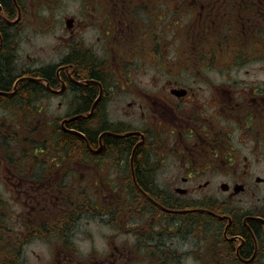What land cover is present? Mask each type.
<instances>
[{
	"label": "flooded vegetation",
	"instance_id": "1",
	"mask_svg": "<svg viewBox=\"0 0 264 264\" xmlns=\"http://www.w3.org/2000/svg\"><path fill=\"white\" fill-rule=\"evenodd\" d=\"M50 2L0 0V70L16 74L0 89V200L24 208L15 225L0 205V263L36 242L56 249L51 264H264V78L239 77H264V0H82L63 57L23 66L29 8ZM64 95L73 109L52 117L48 101ZM45 130L51 150L39 149ZM82 216L94 222L77 227ZM82 242L84 259L71 252Z\"/></svg>",
	"mask_w": 264,
	"mask_h": 264
},
{
	"label": "rangeland",
	"instance_id": "2",
	"mask_svg": "<svg viewBox=\"0 0 264 264\" xmlns=\"http://www.w3.org/2000/svg\"><path fill=\"white\" fill-rule=\"evenodd\" d=\"M80 1L82 0H52V2L49 3L50 6L47 7V5H45V8L43 7V10L39 11L38 13L35 7L30 6L29 8L30 19H28L29 28L27 27L23 30L21 39H19V48L17 50V60L19 64H22L23 66L46 65V64L56 63L63 57L64 53L67 51V49L64 48L67 43L66 40L69 38V34L67 31L68 29L66 30L64 21L67 17H71V16H75L78 19L81 18L84 19V16H82V14L80 13L83 10V8L80 7ZM45 25L46 26L49 25V26L47 28H44ZM32 26H34L35 29H33ZM84 38H86L87 41L88 34ZM92 41L93 42L95 41V36ZM250 70L252 72H255L256 75L248 76L245 75L244 71H240L239 77L248 80L255 78L261 80L260 78H264L261 76L262 73L254 71L255 70L254 67H251ZM147 73L150 74L151 72H147ZM151 74L149 75V78L151 77ZM193 78L194 77L189 79H193ZM164 79H169L168 75H166ZM248 85H249L248 83L242 84L237 87V90L241 93L246 94L248 90ZM68 97L69 95H64L60 98L52 97L48 101V106L51 110L50 114L52 117H57L59 115H63L65 113L71 112L73 107L70 106ZM59 101L61 102L60 106L58 105ZM113 104L116 106L114 107V109H118L120 107L119 113L121 116H124L123 112L125 111L131 112V110H128V108L125 107L124 104L121 103L120 104L113 103ZM8 119H10L9 113L5 112L4 109H1L0 132L4 126H7L10 123ZM44 122L46 126L48 124L52 125L51 123H49V120H45ZM47 133L48 131L45 130V133L42 134V136L45 138V142L39 144V149L42 148H44L45 150L52 149L51 147H49V145H53V142H51L52 138L51 136H48ZM34 136L40 137V134L38 133ZM34 136L32 135L28 136V143H33ZM8 143L10 144L9 147L10 152H15V146H13L10 142ZM6 147H7L6 145L4 147L0 145V176H2L3 182L5 181L4 177L7 174V169L9 168L6 165V160L8 159V157L6 156V154L8 153L6 151ZM45 154L49 156L51 152L48 151V152H44L43 154H39V157L46 158ZM76 169H77V173H76L75 182H81L83 179L82 174L84 172V169L83 167H76ZM79 175L81 181H79V177H78ZM72 184H70V186ZM3 195L4 197L9 198V194L3 193ZM13 199L14 200H3V199L0 200V205L6 207V213L8 211H13V213L14 212L20 213L21 211L24 210L21 201H17L14 197ZM13 219L14 220L12 221L11 218L9 217L7 220L8 223L14 224L15 222V225L21 224V220L18 219L15 213ZM87 221H89V225H91V223L94 222L90 220L87 216H82L77 223V227L83 228L84 225L85 226L87 225ZM2 222L4 224L6 223V216L4 215H2ZM81 234L85 236V233H81ZM72 250L74 251L71 250L70 251L75 252L79 257H81V259H84L85 256L88 254V248L86 247V243L84 242H82L81 246L75 247V249ZM4 255H5L4 249L0 247V257H4ZM55 255H56V249H53L52 247H46L34 242L25 246V248L23 249L21 262H18L16 264H51ZM89 255L91 256V254Z\"/></svg>",
	"mask_w": 264,
	"mask_h": 264
},
{
	"label": "trees",
	"instance_id": "3",
	"mask_svg": "<svg viewBox=\"0 0 264 264\" xmlns=\"http://www.w3.org/2000/svg\"><path fill=\"white\" fill-rule=\"evenodd\" d=\"M53 68H54V66L49 65V66L45 67L44 69L41 68V69H38V70L28 71L26 73L23 72L22 74H26V75H29V76L36 77V76H39L42 72H49L50 75H53ZM1 71L2 70H0V89H2V88L4 89L5 87L8 86V84L10 83V80L16 77V74H14L13 72L9 73V75L11 76V79H9V82H7L5 84L6 78H8L9 75H8V73L5 72V70H3L2 72ZM89 74H91V73H89ZM49 78L52 79V77H50V76H49ZM88 78H93V75H89ZM39 86H40L39 84H36V89H37L36 90L35 89V83L30 82V83L27 84L26 88H29V90L32 92V95H39L42 92L41 90H38ZM6 90H8V89H6ZM55 135H57V130L55 131ZM58 138H59L58 139L59 143H61V144H71V143H73V141L68 140L67 137H64L63 133H61L60 135L58 133ZM76 140L79 142V139H76ZM79 143H81V142H79ZM2 233H4V224L2 222V216H0V236H2ZM0 264H2V263H0Z\"/></svg>",
	"mask_w": 264,
	"mask_h": 264
},
{
	"label": "water",
	"instance_id": "4",
	"mask_svg": "<svg viewBox=\"0 0 264 264\" xmlns=\"http://www.w3.org/2000/svg\"><path fill=\"white\" fill-rule=\"evenodd\" d=\"M32 79H36V78H32ZM39 80V79H38ZM76 118V117H75ZM69 131H71V132H74V133H77V134H79V135H81L79 132H76V131H72V130H69ZM82 136V135H81Z\"/></svg>",
	"mask_w": 264,
	"mask_h": 264
}]
</instances>
